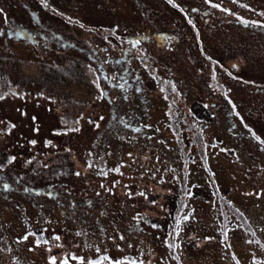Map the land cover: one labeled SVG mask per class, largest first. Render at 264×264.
I'll return each mask as SVG.
<instances>
[{"label":"rangeland","instance_id":"1","mask_svg":"<svg viewBox=\"0 0 264 264\" xmlns=\"http://www.w3.org/2000/svg\"><path fill=\"white\" fill-rule=\"evenodd\" d=\"M0 97V264H264V0H0Z\"/></svg>","mask_w":264,"mask_h":264},{"label":"snow or ice","instance_id":"2","mask_svg":"<svg viewBox=\"0 0 264 264\" xmlns=\"http://www.w3.org/2000/svg\"><path fill=\"white\" fill-rule=\"evenodd\" d=\"M169 2L171 3L172 2V0H169ZM208 2L209 3H211V0H208ZM215 7H220V5L219 4H216V5H214ZM224 11H229L228 9H224ZM3 97H0V99H2ZM258 138V137H257ZM33 143H35L34 141H33ZM262 143H264V141H262ZM5 187H7V185H5ZM27 237H25V239H26ZM53 264H55V258H53ZM65 264H66V262H65Z\"/></svg>","mask_w":264,"mask_h":264},{"label":"trees","instance_id":"3","mask_svg":"<svg viewBox=\"0 0 264 264\" xmlns=\"http://www.w3.org/2000/svg\"><path fill=\"white\" fill-rule=\"evenodd\" d=\"M159 85H160V83H159ZM168 91V90H167ZM181 172H185V170L184 171H181ZM184 174V173H183ZM164 181H166V180H164ZM179 203H182V201L181 200H179ZM238 216V218L240 219V216L239 215H237ZM171 224H167L166 225V227H165V232H166V230L169 228V226H170Z\"/></svg>","mask_w":264,"mask_h":264},{"label":"flooded vegetation","instance_id":"4","mask_svg":"<svg viewBox=\"0 0 264 264\" xmlns=\"http://www.w3.org/2000/svg\"><path fill=\"white\" fill-rule=\"evenodd\" d=\"M159 83L161 82V79H156Z\"/></svg>","mask_w":264,"mask_h":264},{"label":"water","instance_id":"5","mask_svg":"<svg viewBox=\"0 0 264 264\" xmlns=\"http://www.w3.org/2000/svg\"><path fill=\"white\" fill-rule=\"evenodd\" d=\"M142 61L144 60V58L142 57V59H141Z\"/></svg>","mask_w":264,"mask_h":264}]
</instances>
